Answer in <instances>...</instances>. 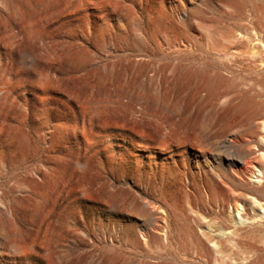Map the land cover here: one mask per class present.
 I'll list each match as a JSON object with an SVG mask.
<instances>
[{
  "label": "rangeland",
  "instance_id": "obj_1",
  "mask_svg": "<svg viewBox=\"0 0 264 264\" xmlns=\"http://www.w3.org/2000/svg\"><path fill=\"white\" fill-rule=\"evenodd\" d=\"M247 91L264 0H0V264H264Z\"/></svg>",
  "mask_w": 264,
  "mask_h": 264
},
{
  "label": "bare ground",
  "instance_id": "obj_2",
  "mask_svg": "<svg viewBox=\"0 0 264 264\" xmlns=\"http://www.w3.org/2000/svg\"><path fill=\"white\" fill-rule=\"evenodd\" d=\"M203 85L208 89V92L211 95H216V94L218 95L219 93H221V90H223V89H226V90H229L231 92H234V90H232L233 89V85L224 82V80H223V78L221 76H214V77L208 79L206 82H204ZM229 91H228V93L227 92L221 93L222 94V95H220L221 98H224L226 95H230L231 92H229ZM225 104H227V108L233 109L235 111H246V110L250 111L251 110V112L253 113L254 116H256V117H258V116L259 117H261V116L264 117V107L256 106L254 104V100H253L251 94L248 91L243 93V94H239V95H237L235 97H232V98L230 97V99L228 101H226ZM256 117H254V120L256 119ZM261 122H264V120H262ZM253 134H256L255 130H253ZM235 148H236L237 151H240L239 148H237V147H235ZM261 148L262 147H260V149ZM242 153H237V154H239V156H240V154H242ZM253 155H254L253 152H245L243 154V158L242 159L243 160L247 159V160H245V164L242 167H237L236 170H238L240 173H245L246 171L252 169L253 167L254 168L257 167L260 171H263V173H264V159H263L264 157L261 158V159H257ZM257 155H258V153H257ZM261 155L264 156V154H261ZM260 180H261V182L259 184L245 185L244 191L246 193H245V195H239V197L244 199L246 202L251 203L250 198H248L250 196L252 199H255L256 202H258V205H260L262 202H264V175H263V178L259 179L258 181H260ZM255 201H254V204H256ZM260 206H261V209H262L263 208L262 205H260ZM236 210H237V208H236ZM162 213H164V212H162ZM156 231L157 230H155V232ZM210 243H211V241H210ZM213 246H214V244H213ZM248 264H262V261H261V259H254V260H251Z\"/></svg>",
  "mask_w": 264,
  "mask_h": 264
}]
</instances>
